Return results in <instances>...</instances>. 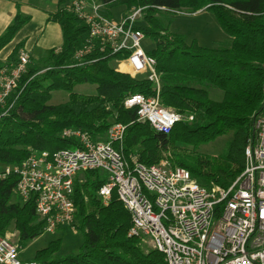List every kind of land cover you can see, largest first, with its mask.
<instances>
[{
	"label": "trees",
	"instance_id": "obj_1",
	"mask_svg": "<svg viewBox=\"0 0 264 264\" xmlns=\"http://www.w3.org/2000/svg\"><path fill=\"white\" fill-rule=\"evenodd\" d=\"M103 6L119 3L128 14L142 8L144 16L137 29L154 42L147 52L157 63L160 90L152 83L133 78L114 67L122 55L86 57L73 61L84 44L87 26L66 9L67 0H58L50 21L60 25L63 43L46 53L41 64H29L14 95L15 106L0 120V164L17 165L34 151L50 153L73 149L63 140L65 129L88 132L95 141H106L112 123L126 126L122 153L132 167L134 160L152 166L167 160L171 167L188 171L204 188L228 189L243 173L245 149L253 137L254 124L264 115V0H96ZM215 15L230 41L225 46L205 48L173 33L174 14ZM125 14V15H126ZM31 18L18 12L0 36V52L9 45ZM23 44L18 45L0 71L18 62ZM96 85V96L73 93L76 86ZM205 86L223 93V100L210 98ZM69 93L64 104L50 105L53 92ZM133 95L158 96L160 104L182 115L170 134L154 130L138 120L137 109L124 106ZM193 117V121L188 119ZM230 136L225 152L210 157L198 150L217 139ZM17 176L0 181V237L14 230L23 245L40 236L35 202L14 199ZM107 183L100 171L80 173L74 181L75 228L83 235L77 255L58 257L61 241H52L36 253L37 264H166L158 250L146 248L137 238L128 237L131 216L114 192L107 206L99 189Z\"/></svg>",
	"mask_w": 264,
	"mask_h": 264
},
{
	"label": "built area",
	"instance_id": "obj_2",
	"mask_svg": "<svg viewBox=\"0 0 264 264\" xmlns=\"http://www.w3.org/2000/svg\"><path fill=\"white\" fill-rule=\"evenodd\" d=\"M65 7L88 28L75 64L95 52L122 55L115 62L117 70L147 80L159 92L156 60L144 50L147 38L137 29L142 8L113 20L96 0H67ZM30 59L29 52L21 51L15 65L0 71V120L15 106L19 95H14ZM124 106L136 108L140 122L165 135L184 119L164 108L158 96L133 95ZM125 132L126 126L112 123L106 141H95L88 132L65 129L61 138L74 142L75 148L34 151L24 162L4 166L0 181L17 176L15 194L23 203L35 202L45 232L61 227L76 231L74 181L82 172L100 170L107 175L98 191L102 204L107 206L116 192L131 216L128 237L149 242L166 264H264V115L256 119L245 149L244 171L228 189L204 188L188 171L167 161L146 166L134 160L131 167L121 149ZM14 239L9 233L0 237V264H37L21 261L23 248Z\"/></svg>",
	"mask_w": 264,
	"mask_h": 264
},
{
	"label": "rangeland",
	"instance_id": "obj_3",
	"mask_svg": "<svg viewBox=\"0 0 264 264\" xmlns=\"http://www.w3.org/2000/svg\"><path fill=\"white\" fill-rule=\"evenodd\" d=\"M37 1L43 10L50 9L55 11L57 9V2L54 0ZM103 12L108 18L113 20H117L126 14L124 7L119 3H113L104 6ZM173 20L174 21L171 26V31L173 33L185 35L188 42L196 41L202 47L213 48L225 46V44L229 43L230 41L227 34L219 25L215 15H213L211 12L201 11L196 14H186L180 12L176 15L174 14ZM154 47V42L149 39H146L143 43V48L147 52L153 51ZM45 55L46 52H44L41 48L36 47L35 51L33 52L34 64H41ZM113 65L116 68L118 67L115 64ZM205 87L207 88L212 100L216 102H221L223 100V93L221 91L210 86ZM73 93L83 96H96L98 94L97 86L90 84L76 86L73 90ZM68 100L69 93L64 91L53 92L50 105L64 104ZM229 140L230 136L221 137L213 143L200 147L198 152L204 153L210 157H218L225 152ZM162 161L167 160L164 159ZM162 161L160 163H162ZM3 169L4 166L0 164V171H3ZM14 199L18 201L19 197L15 195ZM8 233L14 235V241H17L18 233L16 231L11 230ZM57 240L61 241V248L58 252V257L65 258L77 255L79 253L80 247L83 243V235L78 231H73L65 227L57 229L54 233L45 232L39 238L23 245V251L20 254L21 261H32L38 251L45 249L52 241ZM144 245L146 248L153 249L149 242H145Z\"/></svg>",
	"mask_w": 264,
	"mask_h": 264
},
{
	"label": "crops",
	"instance_id": "obj_4",
	"mask_svg": "<svg viewBox=\"0 0 264 264\" xmlns=\"http://www.w3.org/2000/svg\"><path fill=\"white\" fill-rule=\"evenodd\" d=\"M58 3V0H54ZM55 11L43 10L37 0H0V36L14 20L18 12L29 16L30 22L20 30L14 40L0 52V61L6 63L15 48L23 44V50L30 53L33 65V52L41 48L44 52L59 50L63 43L60 25L50 21Z\"/></svg>",
	"mask_w": 264,
	"mask_h": 264
}]
</instances>
